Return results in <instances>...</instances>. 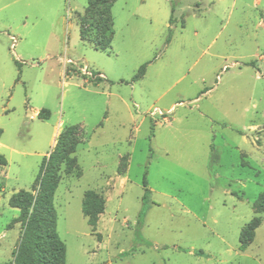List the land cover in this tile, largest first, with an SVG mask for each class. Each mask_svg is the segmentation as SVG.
I'll return each mask as SVG.
<instances>
[{
	"label": "rangeland",
	"instance_id": "374dc122",
	"mask_svg": "<svg viewBox=\"0 0 264 264\" xmlns=\"http://www.w3.org/2000/svg\"><path fill=\"white\" fill-rule=\"evenodd\" d=\"M87 1L0 0V264L21 233L9 198L75 125L81 176L61 165L53 197L65 264H264V0H116L106 51L79 39ZM87 190L105 201L93 227Z\"/></svg>",
	"mask_w": 264,
	"mask_h": 264
},
{
	"label": "trees",
	"instance_id": "16d2710c",
	"mask_svg": "<svg viewBox=\"0 0 264 264\" xmlns=\"http://www.w3.org/2000/svg\"><path fill=\"white\" fill-rule=\"evenodd\" d=\"M116 0H88L87 5L77 19L79 39L90 44L94 50L106 51L110 48L114 30L111 7ZM171 23V18L169 19ZM170 32L166 42L170 40ZM146 64L141 65L131 78V83L141 79L145 73ZM99 82L100 78H92ZM203 91L202 93H204ZM50 116L47 110L37 113V118L44 120ZM80 127L69 126L58 135L55 145L39 165L38 173L29 190H19L11 195L8 205L19 211L15 222L21 223V233L16 249L12 253L13 260L2 264H65L66 247L58 236L56 229V212L53 197L60 177L58 171L64 166L67 174L80 177L81 173L73 156L78 144ZM1 135V131H0ZM6 166L5 158L0 155V169ZM143 179V196L146 198L148 190ZM0 184V192L2 190ZM103 197L92 190L83 194L81 212L87 218L89 226L93 227L99 215L104 211ZM256 214L264 213V191L258 195L254 202ZM143 209L138 214L136 221V238L141 240ZM260 225L259 217H253L240 231L238 250L243 251L254 238V232ZM196 257H205L202 251H190Z\"/></svg>",
	"mask_w": 264,
	"mask_h": 264
},
{
	"label": "built area",
	"instance_id": "2783aa9c",
	"mask_svg": "<svg viewBox=\"0 0 264 264\" xmlns=\"http://www.w3.org/2000/svg\"><path fill=\"white\" fill-rule=\"evenodd\" d=\"M82 72H83L84 75H86L87 77H90V78H95V76H96V75H93L92 73L88 72L85 67L82 69ZM135 108L138 109V107L136 105H135ZM148 113L151 116H159V117H161L162 119L165 120V114L158 108H155V109H152V110L150 109L148 111Z\"/></svg>",
	"mask_w": 264,
	"mask_h": 264
},
{
	"label": "crops",
	"instance_id": "0c3cea01",
	"mask_svg": "<svg viewBox=\"0 0 264 264\" xmlns=\"http://www.w3.org/2000/svg\"><path fill=\"white\" fill-rule=\"evenodd\" d=\"M100 75H101V74H100ZM144 75H145V73H144ZM144 75H143V76H144ZM101 76H102V75H101ZM142 78H143V77H142ZM142 78H141V79H142ZM103 79H104V78H102L101 80H103ZM141 79H139V80H141ZM139 80H138V81H139ZM136 82H137V81H136ZM136 106H137V105H136ZM171 109H172V106H171V108H169V110H171ZM36 113H37V112H36ZM53 143H54V142H53Z\"/></svg>",
	"mask_w": 264,
	"mask_h": 264
}]
</instances>
